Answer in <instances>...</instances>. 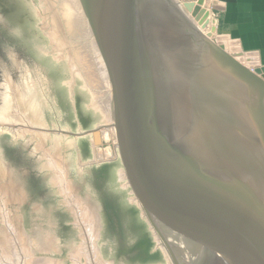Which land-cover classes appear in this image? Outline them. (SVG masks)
I'll return each instance as SVG.
<instances>
[{"label":"rangeland","instance_id":"obj_1","mask_svg":"<svg viewBox=\"0 0 264 264\" xmlns=\"http://www.w3.org/2000/svg\"><path fill=\"white\" fill-rule=\"evenodd\" d=\"M88 14L85 22L81 20L77 0H0V190L8 201L14 197L8 202L1 193V206L6 200L4 206L14 215L11 222L15 228L20 225L17 235L31 257L48 260V264H74L82 231L59 188L60 179L65 178L83 214L88 220L95 218L91 228L94 251L99 252L94 253L95 260L172 264L165 259V248L137 203L128 177L122 178L123 171L127 173L114 123L109 127L103 109L105 95L101 96L104 89L94 81L98 66L93 41L101 40ZM210 29V39L215 40L214 27ZM124 51L127 60L141 68L138 74L133 64L125 63L127 85L122 91L134 117L132 146L153 177L147 184L169 227L161 232L171 246L180 239L179 224L193 230L194 240H205L208 232L215 234L214 221L223 214L219 200L223 191L210 175L207 155L212 142L206 138L207 127L177 99L153 90L154 78L175 95H190V88L180 83L169 66L160 70L158 60H146L141 49ZM195 85L204 93L210 90L208 85ZM44 150L54 163L60 159L61 170L49 166ZM170 169L175 177L170 176ZM0 226L1 230V215ZM228 228L237 231V219ZM235 235L228 234L231 244L243 239L240 230ZM35 241L39 246L33 245Z\"/></svg>","mask_w":264,"mask_h":264},{"label":"water","instance_id":"obj_2","mask_svg":"<svg viewBox=\"0 0 264 264\" xmlns=\"http://www.w3.org/2000/svg\"><path fill=\"white\" fill-rule=\"evenodd\" d=\"M84 1L109 46L113 73L116 62L124 70L125 63L134 65L140 73L141 68L125 57L126 48L141 49L146 60H158L160 70L169 66L180 83L190 88L191 96L175 95L154 78L153 90L170 95L195 112L200 125L207 127L208 142H212L207 156L210 175L223 191L219 196L222 218L214 221L215 234L208 232L202 241L194 240L193 230L179 224L176 233L180 239L171 246L161 232L169 227L164 224L159 200L147 184L153 177L143 169L137 152L131 153L133 146L126 145L118 123L120 156L131 190L170 260L174 264H264V67L228 36L216 35L212 40L197 30L194 23L202 31L210 29L206 0ZM195 83L208 85L209 92L204 93ZM118 85L113 84L116 99L123 92ZM172 171L170 176L175 177ZM234 218L237 231L229 232ZM238 230L243 239H234L231 244L228 234L233 237Z\"/></svg>","mask_w":264,"mask_h":264},{"label":"bare ground","instance_id":"obj_3","mask_svg":"<svg viewBox=\"0 0 264 264\" xmlns=\"http://www.w3.org/2000/svg\"><path fill=\"white\" fill-rule=\"evenodd\" d=\"M182 1V0H181ZM77 4H79V6H80V11H81V13H82V15H80V16H82L81 18V20H85V13L86 12H88L89 14H88V16L90 17V21L92 22V25L95 27L96 26V29H97V32H98V36L97 37H99L100 38V40H101V42L99 41V39L98 38H95V40L93 41L95 44V49H96V51H95V60H96V62H97V66H98V73H96V74H98V76L96 75L95 77V82H100L101 84H99V85H101L102 87H103V94H101V96L103 95H105V99L104 98H102V99H104V103H103V109H104V112H105V114L104 115H106V118H107V121H108V125H109V127H112V123H110V122H112L113 121V123H114V127H115V132H116V138H117V142H118V148H119V153L121 152V150H120V143H119V132H118V128H117V126H118V123L120 124L121 123V126H122V133H123V137H124V139H125V143H126V145L127 146H131L132 145V143L134 142V141H132V139H131V125L133 126V124H134V120H133V116L131 115V112L130 111H128L129 109L127 108L128 107V105H127V102L125 101V97H124V93L122 92V94H118V96H117V99H116V91L114 90V87H116L118 84L120 85V86H126L127 84H125V82H126V71L122 68V66H121V64L119 65V62H116V65L114 64V66H115V73H113V64H112V59H111V57H110V54H109V46L106 44V42H105V40H104V38H103V34H102V32H101V30H99V28H98V26H97V24H96V22H95V20H94V17H93V15H92V13L90 12V10L88 9V7H87V5H86V3H85V1L84 0H77ZM84 11H86V12H84ZM87 20V19H86ZM80 21V20H79ZM81 22V21H80ZM85 22V21H84ZM84 24V23H83ZM85 25V24H84ZM86 25H87V23H86ZM194 25L196 26V28H198L197 30H200V32L204 35V36H206L207 35V32L209 31V30H207V31H202L201 29H200V27L196 24V23H194ZM84 27H86V26H84ZM89 28V27H88ZM90 30V29H89ZM206 33V34H205ZM207 37V36H206ZM208 38V37H207ZM93 40V39H92ZM92 44V43H91ZM94 47V46H93ZM92 49V48H91ZM94 49V50H95ZM84 60H86V59H84ZM88 60V59H87ZM90 61H93V60H90ZM85 62V61H84ZM82 63V62H81ZM91 64H93V63H91ZM87 65V64H86ZM96 65V64H95ZM93 66V65H92ZM125 67V66H124ZM93 68V67H92ZM80 70V69H79ZM91 70V69H90ZM95 70V69H94ZM72 71V70H71ZM74 71V70H73ZM97 71V70H96ZM95 71V72H96ZM88 79H89V77H88ZM91 79H93V78H91ZM85 80V79H84ZM111 80H112V82H111ZM36 82V81H35ZM37 82H39V81H37ZM86 83H87V80H86ZM113 84H114V87H113ZM115 84H116V86H115ZM119 85H118V87H119ZM95 86H96V83H95ZM99 87V86H98ZM93 89V88H92ZM101 90H102V88H100ZM91 90V89H90ZM94 90V89H93ZM113 90V91H112ZM131 91V90H130ZM113 92V93H112ZM97 93V95H98V92H96ZM96 93H94V94H96ZM112 94H113V100H112ZM93 95V94H92ZM95 96V95H94ZM100 96V95H99ZM98 97V96H97ZM99 98V97H98ZM94 99V98H93ZM100 99V98H99ZM94 100H98V99H96V97H95V99ZM101 100V99H100ZM103 102V101H102ZM15 103V102H14ZM94 103H95V101H94ZM11 104V103H10ZM98 104V103H97ZM15 105V104H14ZM20 106V105H19ZM25 108V107H24ZM102 109V108H101ZM102 112V111H101ZM105 117V116H104ZM121 119H120V118ZM105 118V119H106ZM11 119H13V118H11ZM7 120V119H6ZM6 120H5V122H6ZM4 121V120H3ZM106 121V122H107ZM9 122V121H8ZM24 122V121H23ZM18 125V124H17ZM2 126V125H1ZM17 127V126H16ZM23 127V126H22ZM25 127V126H24ZM18 129V128H17ZM140 131V130H139ZM141 132V131H140ZM38 144V146L40 145L39 143H37ZM41 146V145H40ZM42 146H43V144H42ZM37 148V147H36ZM39 148L40 147H38V149L37 150H39ZM45 148V147H44ZM134 149V148H133ZM130 150L129 149V147H128V150H130L131 151V153L133 152H135V150ZM36 150V151H37ZM47 150V149H46ZM42 150H41V148H40V151H39V153L41 152ZM48 152L47 151H45L44 150V157H49L50 158V156H48L49 155V153L47 154ZM41 154H42V152H41ZM51 154V153H50ZM136 154V153H135ZM51 155H53V154H51ZM53 157V156H52ZM48 158V161H49V166H51V167H53L54 169H56V170H61V167H59V165L58 164H60V159H58V160H56V162H58L57 164H55L54 163V161L50 158L49 159ZM46 159V158H45ZM53 159H54V157H53ZM47 161V162H48ZM62 161V160H61ZM64 162H62V164H63ZM63 165H65V164H63ZM48 166V167H49ZM61 166V165H60ZM173 166V165H172ZM65 167V166H64ZM144 168L143 169H146L145 168V166H143ZM174 168V167H173ZM50 169V168H49ZM51 170V169H50ZM65 171V170H64ZM121 171V170H120ZM176 171V170H175ZM57 172H59V171H57ZM120 173V172H119ZM177 175V174H176ZM56 176V175H55ZM67 176V175H66ZM127 176H126V174H125V172L123 171V173H122V178H125L126 180H127V178H126ZM160 177V176H159ZM179 177V176H178ZM2 178V177H1ZM56 179V178H55ZM57 179H58V177H57ZM67 180V179H66ZM66 180H65V178L63 179H60V181H59V188H60V191H61V193H62V195L66 198V200H67V203H69L68 205L70 206V208H71V210H72V212H73V217H74V220H75V222H76V225H77V227L79 228V231L81 230L82 231V235H81V242H80V246L75 250V253H74V255H75V259H73L75 262H73L74 264H82V260H84V263L85 264H104L103 262H100V261H97V260H95V256H97V254L99 253H95V251H94V246H95V240L96 239H94L95 237L93 236V232H91V230L93 229L92 228V225H94L95 223H94V221H95V218L93 217L92 219H90V220H88L87 218H86V216L83 214V212L80 210V208H79V206L80 205H77L78 204V202H77V200L76 199H74V198H72L71 197V195L70 194H72V187H70V185H69V183L68 182H66ZM122 180V179H121ZM6 181H9V180H6ZM56 181V180H55ZM172 181V180H171ZM66 182V183H65ZM182 182V181H181ZM126 183V182H125ZM177 183V182H176ZM8 184H12V183H10V181H9V183ZM11 186V185H10ZM13 186V185H12ZM56 186V185H55ZM14 187V186H13ZM124 187V186H123ZM74 188V187H73ZM17 189V188H16ZM14 190H15V187H14ZM74 190V189H73ZM10 192V191H9ZM15 192V191H14ZM1 190H0V195H1ZM4 193V192H3ZM2 193V194H3ZM6 193H8V192H6ZM5 193V194H6ZM11 193V192H10ZM132 193V192H131ZM16 194V193H15ZM18 194V193H17ZM17 194H16V196H17ZM74 194V193H73ZM18 195H20V194H18ZM3 196H5L4 194H3ZM9 196H10V194H9ZM71 198H70V197ZM74 196V195H73ZM7 196H5V199L8 201V197L6 198ZM12 197V200H13V196H11ZM19 197V196H18ZM78 197V196H77ZM76 197V198H77ZM2 197H0V199H1ZM10 198V197H9ZM79 198V197H78ZM77 198V199H78ZM3 199H4V197H3ZM15 199H17V197H15ZM71 199H72V201H71ZM5 200V202H3L4 203V205H5V203L7 202ZM11 199L9 200L10 202L12 201ZM79 200V199H78ZM0 201H2V200H0ZM8 201V202H9ZM136 201H137V203H139L138 202V199L136 198ZM80 203V202H79ZM135 203V202H134ZM9 204V203H8ZM3 205V204H2ZM1 206V203H0V215H1V219H2V228H1V230L0 231H2V233L0 234V264H48V260H45V259H35L34 257H31V255L29 254V253H26V251H25V245H23V241L21 242V240H22V237H21V239L19 238V236L17 235V228H18V226H20V225H18L17 226V228H15V225H13L12 224V222H11V219H12V217H14V215H13V213L11 214V212H10V214L8 213V210L6 209V207L5 206ZM9 206V205H8ZM69 206L67 207V208H69ZM83 207H84V205H83ZM88 206H86V208H87ZM90 208V207H89ZM92 209H90V211H91ZM69 211V210H68ZM12 216V217H11ZM97 216V215H96ZM144 216V215H143ZM72 217V216H71ZM98 217V216H97ZM73 219V218H72ZM98 218H96V220H97ZM93 220V221H92ZM99 220V219H98ZM98 220H97V223H98ZM12 221H14L13 219H12ZM1 227V226H0ZM76 227V226H75ZM76 227V228H77ZM100 226H98V229L97 230H99L100 228H99ZM92 228V229H91ZM22 229V228H21ZM21 232H23L22 230H20ZM19 231V232H20ZM78 231V232H79ZM96 231V230H95ZM86 232L88 233V235L87 236H89L88 238H87V236H86ZM152 232V231H151ZM154 232V231H153ZM260 232V231H259ZM153 234V233H152ZM23 235V234H22ZM36 236V235H35ZM23 237H24V235H23ZM96 237H97V235H96ZM157 237V236H156ZM155 237V238H156ZM25 238H27L26 236H25ZM34 238V237H33ZM37 237H35L34 239H36ZM80 238V237H79ZM32 239V238H31ZM30 239V241L31 242H33L32 240ZM38 240H39V238H38ZM161 240V239H160ZM36 242V244H33L34 246L35 245H38L37 243L39 242H37V241H35ZM157 242V241H156ZM162 242V241H161ZM79 243V242H78ZM41 244V243H40ZM47 243H45V245H46ZM77 244V243H76ZM157 244V243H156ZM44 245V244H43ZM49 245V244H48ZM158 245V244H157ZM39 246V245H38ZM28 247V246H27ZM43 249H44V246H41ZM40 247V248H41ZM46 247V246H45ZM48 248H49V246H48ZM74 248V247H73ZM30 249V248H29ZM28 249V250H29ZM37 249V248H36ZM38 249H39V247H38ZM42 249V250H43ZM45 249H47V248H45ZM254 249L256 250V249H258V244L257 243H255V247H254ZM52 250V249H51ZM34 251H35V249H34ZM39 251V250H38ZM40 251H41V249H40ZM39 251V252H40ZM165 251V250H164ZM28 252V251H27ZM30 252V251H29ZM43 252V251H42ZM31 254H32V252H30ZM94 253L96 254L95 256H94ZM165 253H166V251H165ZM165 255V259L168 261V263H170V262H172V260H170V258H169V256H168V254L166 253V254H164ZM48 259V258H47ZM73 260H71L70 259V261H73ZM54 263V262H53ZM57 263V262H56ZM172 264H174L173 262H172Z\"/></svg>","mask_w":264,"mask_h":264},{"label":"crops","instance_id":"obj_4","mask_svg":"<svg viewBox=\"0 0 264 264\" xmlns=\"http://www.w3.org/2000/svg\"><path fill=\"white\" fill-rule=\"evenodd\" d=\"M214 4L210 18L216 35L237 41L264 67V0H206L204 6L209 9ZM208 33L210 38L212 29Z\"/></svg>","mask_w":264,"mask_h":264},{"label":"built area","instance_id":"obj_5","mask_svg":"<svg viewBox=\"0 0 264 264\" xmlns=\"http://www.w3.org/2000/svg\"><path fill=\"white\" fill-rule=\"evenodd\" d=\"M212 4H213V2H212ZM215 5V4H214ZM214 5H211L210 7H209V9H207L206 7V9L209 11V19H210V27H211V25H212V19L210 18V15H211V12H210V10H214V8H216V5H215V7H214ZM216 36V35H215Z\"/></svg>","mask_w":264,"mask_h":264}]
</instances>
